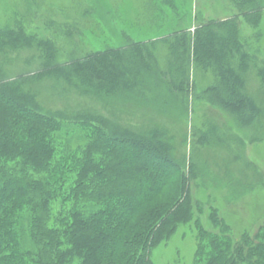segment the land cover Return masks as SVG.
I'll list each match as a JSON object with an SVG mask.
<instances>
[{
  "label": "trees",
  "instance_id": "1",
  "mask_svg": "<svg viewBox=\"0 0 264 264\" xmlns=\"http://www.w3.org/2000/svg\"><path fill=\"white\" fill-rule=\"evenodd\" d=\"M254 1H238L239 13L231 19L107 46L66 62L58 61L53 40L28 32L22 20L0 29V264H153V249L192 222L195 207L202 212L190 194L199 169L182 153L175 155L179 130L166 120L124 124L131 107L123 102L157 107L163 118L169 110L177 116L192 96L193 65L213 76L197 100L228 115L239 131L255 134L264 120V59L247 51L239 29L240 19L258 28ZM69 27V38L82 35ZM159 44L166 50L162 63ZM21 52L32 54L25 65L35 68L8 73L9 53ZM42 91L61 101L103 103L105 110L47 109ZM206 129L197 144L231 148L233 142L243 149L223 126ZM186 142L183 134L181 145ZM235 154L252 172L244 181H231L242 195L262 177L243 152ZM208 217L217 231L195 221V264H264V223L253 236L237 239L216 209Z\"/></svg>",
  "mask_w": 264,
  "mask_h": 264
},
{
  "label": "rangeland",
  "instance_id": "2",
  "mask_svg": "<svg viewBox=\"0 0 264 264\" xmlns=\"http://www.w3.org/2000/svg\"><path fill=\"white\" fill-rule=\"evenodd\" d=\"M238 1L240 0H0V29L11 24L14 19L22 20L28 32L53 40L58 49V61L66 62L70 57H81L87 52L107 46H120L127 41L155 40L179 29L190 31L208 21L231 19L239 13L235 5ZM252 3L245 10H250ZM254 6L259 8V26L254 29L240 19V35L246 43L247 51L264 59V0H255ZM88 12L92 14L87 15ZM50 20L54 23H50ZM70 25H75L82 35L69 38L67 32ZM29 53H9L12 60L8 73L33 70L34 65H25V59L32 55ZM165 54L164 46L159 44L157 57L160 63ZM189 78L192 96L187 107L181 108L177 116L176 111L169 110V117L163 118L156 112L157 107L154 110L153 106L137 107L132 99L123 102L131 107L129 114L122 119L124 124L143 127L150 123H164L166 120L172 128L179 130L176 134L175 146L178 151L175 155L182 153L186 156L187 163L194 162L199 169L198 177L190 184V194L193 205H200L202 212H198L195 207L193 221L179 225L165 242L153 249V264H195L198 244V227L195 221L199 220V224L208 231H217L208 217L211 208L217 210L218 217L237 239L243 233L253 236L264 223V120L262 127L256 128L255 134L252 131L249 134L247 131H239L228 115L197 100V96L212 84V74L192 65ZM42 93V104L47 109L72 111L93 107L99 113H104L105 110L103 103L84 98L61 101L52 94L47 96V93ZM119 108L125 106L119 104ZM133 113L136 114L135 117H131ZM209 124L223 126L224 134L243 142V149L233 142L231 148L213 143L202 146L197 144L200 134L207 132L206 126ZM219 132L223 135L222 129ZM183 134L187 137L185 146L181 145ZM252 138L255 141H249ZM239 151L244 153L243 159L246 158L254 165L262 177L259 185L251 187L250 191L242 195L238 194L241 188L239 190L231 181H244L246 175L252 172H245L246 169L240 162L234 160L233 156Z\"/></svg>",
  "mask_w": 264,
  "mask_h": 264
}]
</instances>
